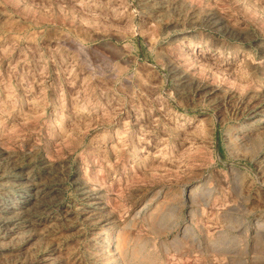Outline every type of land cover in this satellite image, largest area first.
<instances>
[{
	"label": "rangeland",
	"instance_id": "rangeland-1",
	"mask_svg": "<svg viewBox=\"0 0 264 264\" xmlns=\"http://www.w3.org/2000/svg\"><path fill=\"white\" fill-rule=\"evenodd\" d=\"M0 264H264V0H0Z\"/></svg>",
	"mask_w": 264,
	"mask_h": 264
},
{
	"label": "bare ground",
	"instance_id": "bare-ground-1",
	"mask_svg": "<svg viewBox=\"0 0 264 264\" xmlns=\"http://www.w3.org/2000/svg\"><path fill=\"white\" fill-rule=\"evenodd\" d=\"M139 251V250H138Z\"/></svg>",
	"mask_w": 264,
	"mask_h": 264
}]
</instances>
